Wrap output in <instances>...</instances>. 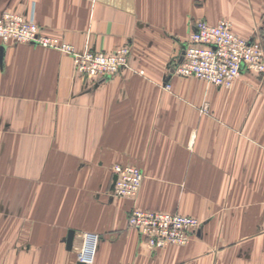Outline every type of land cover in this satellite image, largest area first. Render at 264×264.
<instances>
[{"label": "crops", "instance_id": "1", "mask_svg": "<svg viewBox=\"0 0 264 264\" xmlns=\"http://www.w3.org/2000/svg\"><path fill=\"white\" fill-rule=\"evenodd\" d=\"M3 12L79 51L131 56L85 83L68 54L0 47V264H78L85 233L100 235L93 264H264V75L225 89L173 72L198 19L264 40V0H0ZM121 165L143 172L133 199L111 193ZM133 209L201 227L154 250Z\"/></svg>", "mask_w": 264, "mask_h": 264}, {"label": "built area", "instance_id": "2", "mask_svg": "<svg viewBox=\"0 0 264 264\" xmlns=\"http://www.w3.org/2000/svg\"><path fill=\"white\" fill-rule=\"evenodd\" d=\"M12 43L37 45L72 56L76 71L85 83L106 81L130 65L129 47L111 53L81 52L58 38L44 36L34 18L27 19L14 12L0 13V47ZM245 71L264 75V40L238 35L227 18L215 24L196 20L184 52L173 69L176 75L197 78L225 89H230ZM113 172L112 195L135 198L142 187L143 172L131 165L118 166ZM128 224L139 233L142 242L154 250L186 245L201 227V222L191 216L141 209L129 213ZM82 236L78 261L93 264L100 235L85 233Z\"/></svg>", "mask_w": 264, "mask_h": 264}, {"label": "water", "instance_id": "3", "mask_svg": "<svg viewBox=\"0 0 264 264\" xmlns=\"http://www.w3.org/2000/svg\"><path fill=\"white\" fill-rule=\"evenodd\" d=\"M74 236L75 233L74 231H70L69 235H68V239H67V248L69 250H71L73 248V244H74ZM78 264H85L83 262H78Z\"/></svg>", "mask_w": 264, "mask_h": 264}, {"label": "rangeland", "instance_id": "4", "mask_svg": "<svg viewBox=\"0 0 264 264\" xmlns=\"http://www.w3.org/2000/svg\"><path fill=\"white\" fill-rule=\"evenodd\" d=\"M62 42H64V41H62ZM64 43H67V42H64ZM69 44V43H68ZM72 45V44H71ZM79 51V50H78ZM82 52V51H81ZM2 220L4 221V220H6L5 218H2Z\"/></svg>", "mask_w": 264, "mask_h": 264}]
</instances>
